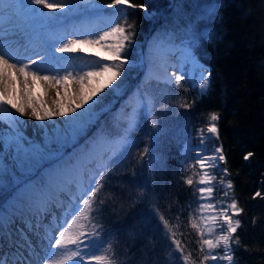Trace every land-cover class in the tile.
I'll return each instance as SVG.
<instances>
[{
    "label": "snow or ice",
    "instance_id": "6c2138e0",
    "mask_svg": "<svg viewBox=\"0 0 264 264\" xmlns=\"http://www.w3.org/2000/svg\"><path fill=\"white\" fill-rule=\"evenodd\" d=\"M105 7L113 11L105 13ZM168 7L173 19L170 23L165 21L160 35L154 39L150 60L154 62L155 55L167 48L173 53L179 50L185 61L199 65L196 49L200 41L212 43L221 39L218 29L207 28L208 24L222 23L221 3L213 0L191 6L184 0H171ZM43 9L62 15H49ZM128 9H139L145 12L146 18H151L145 5L131 0H111L107 5H100L96 0H0V125H3L0 127V242L12 240L20 253L13 264H127V258L122 260L117 252L120 240L112 233L106 236L104 214L115 198L102 190L108 178L106 174H129L117 173L112 163L131 143L140 117L147 112L151 128H158L152 115L154 97L137 95L129 105L131 111L117 117L114 125L97 130L91 137L88 132L97 122V111L104 99L102 94H106V89L120 88L124 73L132 63L127 53L136 42V25L129 23ZM77 13H87L90 18L102 17L104 27L95 30L72 22V31L79 34L72 39L60 36L56 44L57 34ZM85 48H95L98 59L66 56L83 52ZM78 59L81 62L77 65ZM199 66L203 71L195 87L203 97L211 87L212 70ZM163 71V77L152 78L182 88L184 74L173 71L169 76L167 67ZM16 74L24 77L27 102H15L18 81L13 77ZM39 82L57 89L56 100L61 98V88L67 94L69 84H78L80 89L68 103L51 109L33 97L32 86ZM195 102V98L191 102L182 100L179 107L190 110ZM160 107L164 109L167 105L162 103ZM22 117L36 122L32 127L34 132H39L38 140L26 134L27 121ZM220 119L218 112L210 113L206 127L196 130L198 146L184 145L186 159L182 169L191 175L182 178L192 189L193 197L187 204V223L182 220L183 205L174 221L154 205L150 215L143 217L142 225L127 231L125 254L131 253L136 241H146L138 264H149L154 249L152 237L144 232L152 217H158L163 225L171 247L169 255L178 254L182 264H237L236 252L241 248L248 250L239 235L244 227L240 218L244 208L229 178L224 146L215 144L211 153L204 149L209 140H220ZM253 156L249 151L243 159L249 161ZM133 158L141 167L147 158V167L153 168L147 144ZM84 161L94 167H84ZM41 169L43 177L39 182L29 179ZM130 176L129 183H135L134 166L130 168ZM260 183L264 184V180ZM251 198L264 200V192L257 189ZM146 199L145 186L139 185L135 195L129 197L128 207L135 208ZM111 211L116 213L115 207ZM252 223L255 225V218ZM182 227L190 229L189 235L195 238L194 249L190 246L193 241L185 239ZM14 233L18 238H13ZM33 237L37 238L36 242ZM0 264H9L7 253L0 255Z\"/></svg>",
    "mask_w": 264,
    "mask_h": 264
},
{
    "label": "trees",
    "instance_id": "16d2710c",
    "mask_svg": "<svg viewBox=\"0 0 264 264\" xmlns=\"http://www.w3.org/2000/svg\"><path fill=\"white\" fill-rule=\"evenodd\" d=\"M96 2L107 5L111 0ZM131 2L145 5L151 18H146L145 12L139 9L127 10L129 23L134 22L136 25V42L127 53L132 63L124 73L122 83L124 80L131 81V76L138 73L139 68L133 66L135 52L144 47L151 35H160L165 21L170 23L173 19L168 7L171 0ZM211 2L213 0H184L186 5L191 6ZM219 3L222 5V23L208 24L207 28L218 29L222 33L221 39L212 43L201 40L196 49L199 62L212 70L208 94L200 97L188 84H183L184 89L173 90L153 79L146 81L143 87L148 95L154 97L152 115L156 117L158 128H151L148 114L146 117L141 116L131 143L112 163L117 173L129 174H106L108 178L102 192L111 193L115 198V203L106 207L104 214L106 236L108 233L117 236L120 240L117 252L121 254L122 260L127 258V264H138L146 241L135 242L131 249L134 255L125 254L126 233L133 226L142 225L143 217L150 215L154 205L170 221H174L183 205L182 220L184 224L187 223V204L193 197L192 189L183 182L185 174L178 165L179 152L187 139L195 138L198 128L206 127L212 112H218L221 117L220 140L212 141L224 146L226 167L231 173L229 178L234 183L235 196L244 208L240 217L244 227L239 235L248 250L241 248L236 252L237 264H264V200L251 198L257 189L264 192V184L260 183L264 180V0H219ZM176 44H179V40ZM105 93L102 94L104 99L100 107L108 106L116 99L113 91L106 89ZM193 98L196 102L190 110L179 107L182 100L191 102ZM162 103L167 107L161 109ZM106 117L99 123L102 124ZM111 126L108 124L102 129ZM145 144L150 148L152 169L147 167V158L143 167L136 164L133 158L138 151H142ZM249 151L254 156L249 161H244L243 156ZM133 166L137 178L135 183H129L130 168ZM186 175H191V172ZM139 185L145 186L147 199L138 203L135 208H129L128 199L135 195ZM111 207H115L116 213H112ZM253 218L256 219L255 225L252 223ZM181 230L185 232L186 240L193 241L190 246L194 249L195 238L189 235L190 229L182 227ZM144 232L154 241L149 264L152 261L155 264H170L162 253L167 249L163 246L165 232L158 217L151 218V223Z\"/></svg>",
    "mask_w": 264,
    "mask_h": 264
},
{
    "label": "rangeland",
    "instance_id": "374dc122",
    "mask_svg": "<svg viewBox=\"0 0 264 264\" xmlns=\"http://www.w3.org/2000/svg\"><path fill=\"white\" fill-rule=\"evenodd\" d=\"M96 3H98V2H96ZM98 4L106 5V4H102V3H98ZM43 11L45 13L47 12V14H49V15H56V13H58V11L51 10V9H43ZM112 11H113V9H108L106 7L104 8V12H106V13H109ZM144 16H145V13H144ZM100 19H101V17L90 18V15H84V16L80 17L79 20L76 22L80 23L86 27L94 29L96 26L95 21H98ZM96 27H98V29H101L104 26L98 25ZM60 32L58 33L59 35L57 34L58 38L55 40L56 44H58L60 42V40H59L60 36H67L68 39H72V38H75V36L79 34V33H75L72 31L71 24L66 25L64 29L60 30ZM158 36H159L158 34L157 35H151L150 38L147 39V41L145 42L144 47L140 48L137 52H135V63H133V66L135 68H139L138 73L131 76V81L128 82L127 80H124L123 83L120 85V88L117 91H113V95L116 96V99L113 100L112 104H110L108 106L100 107L98 109V111H97V118L98 119H97V122L94 123L90 127L89 132H88L89 137H91L97 130L104 128L105 125H108V124L114 125L116 123L117 117L124 116L126 111L130 112L131 108L129 107V105L132 102H134V98L137 95L147 94V92L145 91V89L143 87V85L146 81H148L150 79L157 81L156 79L152 78L153 76H157L156 72H154L155 68L154 67L151 68V75H150V70H147L148 69L147 57L152 56L151 46H152L154 39L157 38ZM90 49H93V48H85L84 50H90ZM79 54H81V52L68 53V54H66V56L67 57H77V56H79ZM167 54L172 55L173 57L175 56V58L178 59V63L180 64V66L177 68V70L179 73H182L185 75V80L182 82V85L185 84V86H186V84H188L190 86V88L192 90H194L195 93L198 95V88H196L195 85H197L199 83L200 75H201V72L203 71V68L199 66V67L193 69L192 63L190 61H185L179 50H176V52H174V54H173V52L168 51L167 48H163L158 54L155 55V59L158 61H162V63H163V60ZM57 55H59V54H57ZM78 64H80V62ZM204 67H206V66H204ZM162 68L163 69L165 68L164 64H163ZM18 79H20L19 80L20 82H24V81H22L23 78H18ZM159 83H161V82H159ZM161 84H164V83H161ZM165 85L167 86V84H165ZM168 86L171 87L173 90L184 89V88L177 89L174 85H172V86L168 85ZM19 94H20L21 98H25L23 91H21V93L19 92ZM148 96H150V95H148ZM147 114L148 113L145 112L142 116L146 117ZM104 116H107V117L102 122V124H100L99 122ZM0 127H3V126L0 125ZM198 129H200V128H198ZM26 134L30 135V137H33L34 139H37V140L40 138L39 133H37L36 131L35 132L32 131L31 133H28L26 130ZM189 140H191V141H189ZM189 140L187 139L182 144V148L180 149V152H179L180 157L178 160V165H179L180 171L185 175L187 173H184L183 169H182V164H183L184 160L186 159L185 155L183 154L184 145L187 143V144H190L192 146H198L197 133L195 134V138L193 140H192V138H190ZM81 143H83V141H81ZM214 145H215V143L212 140H209L204 145L205 151L211 153L214 150ZM132 148H133V145H131V149ZM125 154H126V152H125ZM120 165H121V162L118 163V167H120ZM83 166L87 167V168L94 167V165H89L87 163V161L83 162ZM45 167H47V165H45ZM42 177H43V169H41L39 173L33 174L32 176H30L29 179H31L33 182H39ZM163 246L167 249V250H163V252H162L163 255L166 257V261H168L170 264H173V262L178 263V264H182V261L178 258V254L173 252L171 256L169 255V252L171 251V247H170L169 241L166 238H165V241L163 243ZM1 253H3V251H1Z\"/></svg>",
    "mask_w": 264,
    "mask_h": 264
},
{
    "label": "bare ground",
    "instance_id": "6f19581e",
    "mask_svg": "<svg viewBox=\"0 0 264 264\" xmlns=\"http://www.w3.org/2000/svg\"><path fill=\"white\" fill-rule=\"evenodd\" d=\"M56 15H62V14L58 12V13H56ZM84 15H89V14H87V13H85V14H79V13H77V14L73 15L72 20L69 21V22H67L66 25L71 24L72 22L78 21L79 18L82 17V16H84ZM95 23H96V26H98V25L99 26L100 25L101 26H104V19L101 17V19L98 20V21H95ZM96 26H95L94 29L95 30H99L98 27H96ZM96 51L97 50L95 48L90 49V50H84L77 57H82L84 59H89V60L90 59H98V57H96L94 55ZM89 53H92L93 55H89ZM28 54L31 55L32 54L31 51H29ZM170 56H172V55H170ZM175 59L178 60L177 58H175ZM79 62H81L79 59L76 60V64H78ZM191 63H192L193 69L199 67V65H202L200 62H199V65L196 62H191ZM147 65H148V69L147 70H150L153 67L155 68L154 72H156L157 76L162 77L164 75V71L162 70L163 69L162 68V66H163L162 61H158V60L155 59L154 62H153L152 60H150V56H148L147 57ZM13 80L14 81H18V83H15V88H16V92L14 93L15 102L16 103L17 102L18 103L27 102L26 101V98H21V96L19 94V92L21 93V91H23V93L25 91H27V89L24 86V82H20L19 81L20 79H18V74H16L13 77ZM29 84H31V81H29ZM92 86L94 87L95 85H92ZM32 88H33V97H34V99L37 102L43 103L47 108L55 109L56 106H57V104H61V103L62 104H66V103H68V101H69L70 98H75L73 96V93H76V92L79 91L80 85L74 84V83L69 84L68 85V92H67V94H65L64 89L61 88L60 89L61 98L59 100H56V97H55V93H56V90H57L55 87H52V86H50L48 84H45L43 82H39V83L33 85ZM54 100H56V103L53 102ZM40 110L42 111L43 109H40ZM16 115H19V114L16 113ZM21 119L27 121V123L25 125V128H26V130H27L28 133H31L32 131H34V129L32 127V125H34L36 123L34 120L29 119L28 117H22ZM36 132L39 133L38 131H36ZM28 136L30 137V135H28ZM26 220H27V218H26ZM26 220H25V222H27ZM54 223H56V221H54ZM17 235L18 234H16V233L13 234L14 239H16V236ZM36 240H37V238L36 237H33V242H36ZM4 245H5V247H7L8 245L14 247L12 240H7V241L0 242V255L3 254V253H1V251L4 252ZM40 247L42 248L43 245H41ZM10 251H12V250H10ZM7 254H8L9 263H10L11 260H13V259H11V256L9 254V251H8Z\"/></svg>",
    "mask_w": 264,
    "mask_h": 264
}]
</instances>
